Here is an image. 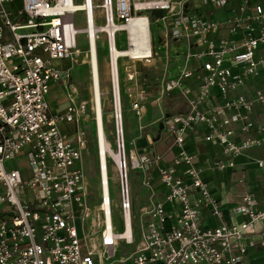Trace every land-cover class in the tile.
<instances>
[{
	"label": "built area",
	"instance_id": "obj_1",
	"mask_svg": "<svg viewBox=\"0 0 264 264\" xmlns=\"http://www.w3.org/2000/svg\"><path fill=\"white\" fill-rule=\"evenodd\" d=\"M17 1L0 0V264H246V256L256 248L264 256V209L258 208L255 194H244L235 210L247 220L227 223L222 202L204 175L206 170H234L238 157L264 145V124L251 118L254 104L264 105V89L257 90L253 100L234 95L247 79H257L264 65V56L259 57L264 8L252 0H20L21 8L14 6ZM231 2L238 3L239 12L226 24L239 38L217 39L220 23L204 18L199 6L220 10ZM78 12L85 15L82 29L75 23ZM150 13L165 28L167 63L169 44L181 51L179 72L161 94L172 97L177 92L185 104V111L162 118L167 138L178 150L174 166L182 175L164 166L160 153L140 154L134 144L128 153L123 139L120 142V102V114L117 108L115 112L122 156L113 161L108 153L106 163L98 158L100 199L92 205L84 162L87 138L80 128L87 101H80L71 80L82 54L81 35L86 37L93 79L94 37L100 63V36L107 35L113 67L118 35L126 34L134 53L121 54L115 63L120 68L124 62L123 73L117 69L109 78L119 81V95L120 81H127L125 94L134 98L132 111L142 119L147 95L136 66L157 56ZM54 84L62 85L67 98L62 112H54L49 101ZM214 90L222 103L214 101ZM68 122L78 126L74 137L62 130ZM233 126L245 138L235 139ZM189 137L219 146L221 157L202 166L189 152ZM255 165L264 174V157ZM132 169L140 172L142 187L150 194L138 220L130 194ZM116 180L122 232L111 194ZM205 210L219 225L206 223ZM122 242L135 246L134 251L117 258Z\"/></svg>",
	"mask_w": 264,
	"mask_h": 264
},
{
	"label": "rangeland",
	"instance_id": "obj_2",
	"mask_svg": "<svg viewBox=\"0 0 264 264\" xmlns=\"http://www.w3.org/2000/svg\"><path fill=\"white\" fill-rule=\"evenodd\" d=\"M81 0H79L80 2ZM100 4L102 0H95ZM17 8L22 7L20 0L14 5ZM151 15V13H150ZM85 15L82 12H78L75 16V23L77 28L85 27ZM152 17L151 29L153 31L154 45L157 56L155 60L148 64H137L136 70L139 73V84L141 89L146 93L144 118H139L135 112L132 111L131 102L134 99L125 94V89L128 85L127 81H120V95H121V110L123 112V128H124V141L127 146V151L131 150L134 143H137V139L141 136L151 137L152 141L161 140L165 137V127H163L164 114L169 112H175L173 108V101H170V97L167 94H161L164 84L172 77L176 76L179 72V65L182 63L180 59L181 51L179 45L169 44V62L167 63L168 48L164 43V31L163 23H156L155 17ZM100 63H101V80H102V96H103V112H104V125L107 133L108 145L114 152H119L117 145V129H116V96H114L112 80L110 76V63H108V39L106 34L100 36ZM85 35H81L80 47L82 54L79 57L78 64L75 66L72 72V82L78 88L80 101H87V108L85 115L82 119L81 129L86 133L88 149L84 156L86 177L90 183L89 193L91 195L92 205L99 203L100 195L98 197V146H97V129H96V115L93 111V96L91 93L92 80L90 76V66L87 63V45ZM117 46L119 50L128 49L127 37L125 33H120L117 39ZM121 73H123V64L120 62ZM65 67H67L68 61H63ZM52 98H56L57 92H53L50 95ZM54 106H57V100H53ZM95 102V100H94ZM166 111H164L165 109ZM62 130L66 131L71 137H74L78 132V126L75 122H68L62 126ZM11 165V163H8ZM22 165L21 167H23ZM14 167V166H13ZM141 174L137 170L129 171L130 178V194L133 200L134 215L137 220L141 214V207L145 206L149 201L150 194L142 187L140 177ZM111 194L113 195L114 211L116 226L118 231L122 232L124 227L122 225V215L120 211L121 194L120 185L118 180L111 184ZM138 222V221H137ZM137 226V224H136ZM120 248L117 258L127 257L133 251L135 246H127L124 242L120 243Z\"/></svg>",
	"mask_w": 264,
	"mask_h": 264
},
{
	"label": "crops",
	"instance_id": "obj_3",
	"mask_svg": "<svg viewBox=\"0 0 264 264\" xmlns=\"http://www.w3.org/2000/svg\"><path fill=\"white\" fill-rule=\"evenodd\" d=\"M254 4H260L264 8V0H252ZM200 14L206 19H215L220 23L221 29L214 35L217 39H227L233 38L238 39L239 36H234L227 23V19L234 14L239 12L238 3L231 2L226 9H207L205 7L199 6ZM264 56V45L261 46L259 51V57ZM264 89V65H261L259 69V77L257 79H247L245 86L240 88L234 95H242L248 99H255L257 90ZM53 92H57L56 98H52L50 95ZM214 101L216 103H222V98L219 96L217 91H213ZM49 101L54 112H62L67 106V98L65 97V92L61 84H54L48 95ZM57 100V106H54L53 100ZM170 101H173V108L175 112L169 113H180L185 111V104L178 97L177 92L170 97ZM165 109V108H164ZM166 111V109L164 110ZM167 113V114H169ZM251 118L254 121L264 124V105L259 103L254 104V111L251 114ZM162 118L160 119V121ZM164 127V125H163ZM236 130L235 139H243L245 136L239 131L238 126H233ZM63 129V128H62ZM187 143L189 152L198 156L200 164L202 166L208 167V164L214 160L215 157H221V148L216 145H210L204 142L202 139L195 140L193 137H189ZM140 154H146L148 151H155L164 156V166H168L176 171L177 176L182 175V169H178L174 166L173 158L177 155L178 150L172 146L166 135L158 141H152L151 137L141 136L137 139V143H134ZM264 157V145L261 148H253L248 153L247 156L238 157L236 159L237 166L234 170H229L226 172H215L214 174L206 170L205 176L209 180L213 192L216 194L218 199L222 202L223 208L225 209L224 220L227 223L232 222V219L236 223H242L247 220L245 216L235 215V210L238 206L242 204V196L248 192L254 193L258 201V208L264 209V174L261 170L257 169L255 165V160L257 158ZM243 180V182H240ZM161 191L164 193L163 189L160 187V183L156 184ZM204 219L206 223L210 226L219 225V220L213 218L209 210L204 211ZM264 260L262 251L260 248L251 249L246 256V264H257Z\"/></svg>",
	"mask_w": 264,
	"mask_h": 264
},
{
	"label": "bare ground",
	"instance_id": "obj_4",
	"mask_svg": "<svg viewBox=\"0 0 264 264\" xmlns=\"http://www.w3.org/2000/svg\"><path fill=\"white\" fill-rule=\"evenodd\" d=\"M94 33V31H92ZM95 39L92 40V47H93V63H94V77L92 80V87H91V93L93 96V111L96 115V128L98 129V158L101 159V162L106 163L108 159V153H110V157L112 158L113 161H119L120 157L122 156V153L120 152H114L110 145H108V140H106V129L104 125V112H103V94H102V80H101V68H100V63H99V57L97 56L96 59V49H97V38L96 36L94 37ZM134 50H119L118 47L114 49V52L112 54V60H113V67L111 66L110 63V77L111 73L113 72L114 75L116 74V70L120 69L119 66H116L115 61L117 62L118 57L121 54L129 55L133 54ZM109 63V61H108ZM112 86H113V91H114V96H116V108L117 111L120 114V95L118 93V87H119V81L117 79H113L112 81ZM95 100V102H94ZM121 121L119 120V124ZM124 132V131H123ZM122 137L124 141V136L121 135L120 133V138ZM125 143V141H124ZM129 234V233H128ZM127 234V235H128Z\"/></svg>",
	"mask_w": 264,
	"mask_h": 264
},
{
	"label": "water",
	"instance_id": "obj_5",
	"mask_svg": "<svg viewBox=\"0 0 264 264\" xmlns=\"http://www.w3.org/2000/svg\"><path fill=\"white\" fill-rule=\"evenodd\" d=\"M122 141V138H120V142Z\"/></svg>",
	"mask_w": 264,
	"mask_h": 264
}]
</instances>
